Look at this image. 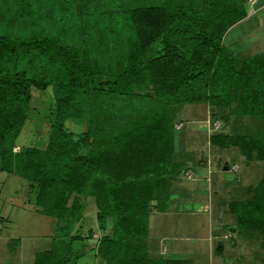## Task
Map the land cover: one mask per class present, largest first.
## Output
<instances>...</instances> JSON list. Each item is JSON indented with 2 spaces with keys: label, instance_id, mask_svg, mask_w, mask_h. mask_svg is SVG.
<instances>
[{
  "label": "trees",
  "instance_id": "obj_1",
  "mask_svg": "<svg viewBox=\"0 0 264 264\" xmlns=\"http://www.w3.org/2000/svg\"><path fill=\"white\" fill-rule=\"evenodd\" d=\"M206 1L118 8L117 0H101L81 8L77 0H0V171L29 182L38 213L66 221L32 264H72L74 245L87 247L93 231L81 236L85 204L75 196L67 205L77 193L93 199L101 231L111 222V234L93 247L104 264H188L153 254L148 240V216L165 209L170 176L186 173L169 159L182 128L174 127L176 114L186 104H205L213 127L227 122L224 110L236 102L241 120L264 117V108L251 110L264 93V55L237 61L222 43L246 17L244 0H234L236 8ZM18 23L29 32H16ZM33 87L51 88L53 122L43 148L15 153L8 146L28 119ZM68 119H87L89 127L74 138L64 127ZM209 142L264 161V139L254 132H216ZM229 207L235 229L260 234L264 250V175L249 198ZM19 242L7 245L10 255Z\"/></svg>",
  "mask_w": 264,
  "mask_h": 264
},
{
  "label": "rangeland",
  "instance_id": "obj_2",
  "mask_svg": "<svg viewBox=\"0 0 264 264\" xmlns=\"http://www.w3.org/2000/svg\"><path fill=\"white\" fill-rule=\"evenodd\" d=\"M77 1L81 8L87 7L90 2L92 4L101 2V0ZM134 1L141 3L146 0ZM134 1L117 0L116 6L123 8ZM204 1L206 0H197L202 4H205ZM263 1L244 0L243 10L246 17L232 30L229 28L222 38V43L234 53L237 61L257 54L264 55V11L256 13ZM223 6L236 8L237 1L228 0ZM5 14L0 12V24H2L1 18L6 17ZM8 27L11 30L10 23ZM13 29L21 34L29 32V26L22 23H18ZM256 80L257 83L260 82L259 78ZM263 108L264 93L258 95L251 105L252 113L255 114ZM236 109L238 108L235 102L230 109L224 110L228 115L227 122L218 119L216 122L219 128L216 131L212 129V125H208L213 115L207 105L186 104L175 116V124L182 122L183 125L176 131L175 142H179V146H176L172 160L171 157L169 159L171 163L185 167L187 172L190 171L188 168H191L193 176L189 179L185 174L171 175L168 182L170 187L167 189L169 198L165 203V209H162L164 211L153 210L148 216V240L154 250L163 244L168 249L167 253L164 255V248L159 249V252L166 257H171L172 253V258L186 259L189 261L188 264H263L264 262V250L260 248L262 242L260 234L247 230L237 231L235 218L225 213L226 208H230L231 202L250 197L253 187L264 175V161L249 160L237 148L221 150L211 146L209 142V136L216 132L228 135L250 131L258 135V138L264 139V117L257 115L241 120L237 117L238 110L235 113ZM53 118L54 98L51 88L39 90L33 87L28 119L15 143L8 147L15 153L26 147L43 148L47 140V127L53 122ZM64 127L74 138H77L88 129L89 124L87 119H68ZM210 127L212 130L208 131ZM88 150L85 148L82 153L87 154ZM235 167L237 171H231ZM75 196H79L86 207L81 236L88 238L89 229L93 234L87 240L85 249L74 245V249L78 250L76 254L78 257L72 259V264H104L101 257H94L93 247L98 246L97 243L104 235L111 234L109 229L111 222L107 221V230L101 231L96 222V207L93 199L77 193L68 199V206ZM37 211L38 207L34 204L29 182L0 171V264H32L36 253L50 248L56 227L66 226V221H59L55 217H48ZM225 228H231L232 239H230L231 233L225 232ZM223 231L227 240L219 237ZM213 237L215 239L218 237L216 243ZM14 239H19L20 242L15 246L17 253L10 255L7 245ZM234 243L236 245L233 247ZM215 244L223 247L224 252H215ZM226 252L232 253L227 256Z\"/></svg>",
  "mask_w": 264,
  "mask_h": 264
},
{
  "label": "crops",
  "instance_id": "obj_3",
  "mask_svg": "<svg viewBox=\"0 0 264 264\" xmlns=\"http://www.w3.org/2000/svg\"><path fill=\"white\" fill-rule=\"evenodd\" d=\"M259 11L262 13L263 11H264V1L263 2H261L260 3V7H259V10L256 12V13H259ZM235 26H237L236 24L234 25V26H232L231 27V29L230 30H232ZM228 34V33H227ZM226 38V37H225ZM200 105H205V104H200ZM188 170H190L191 171V168H188ZM225 213H229V214H231L230 212H229V210L226 208V211H225ZM232 215V214H231ZM233 216V215H232ZM234 218V217H233ZM234 223H235V221H234ZM226 231H228L229 233H231V238L230 239H232L233 237H232V230H230L229 228H225V232ZM216 233L217 234H219V231L218 230H216ZM219 237L221 238V239H228V238H225L224 237V231L222 232V234L221 235H219ZM213 239L215 240L214 242L216 243V240H218V237L215 239L214 237H213ZM152 242V241H151ZM233 243V242H232ZM152 245V244H151ZM211 245H213V243L211 244ZM236 245V243H234L233 244V247ZM162 248H164L165 250H164V255L167 253V248H165V246L162 244V245H160L158 248H157V250H154V248H153V246H152V253L153 254H160V252H159V249L161 250ZM224 248L223 247H219L217 244H215V252L217 251V253H223L224 252ZM17 252H16V250L14 251V253L13 254H16ZM216 253V254H217ZM227 253V256L228 255H230L232 252H226ZM171 255V257H172V253L170 254ZM21 259V258H20ZM18 262V261H17ZM16 264H19V263H16Z\"/></svg>",
  "mask_w": 264,
  "mask_h": 264
},
{
  "label": "built area",
  "instance_id": "obj_4",
  "mask_svg": "<svg viewBox=\"0 0 264 264\" xmlns=\"http://www.w3.org/2000/svg\"><path fill=\"white\" fill-rule=\"evenodd\" d=\"M216 123H217V122H216ZM181 126H182L181 123H179L178 125L175 124V128H176V129H179ZM218 128H219V124L217 123V125H216V124L214 123V124H213V130H216V129H218ZM231 171L236 172V171H237V167L231 169ZM185 176H186L187 178L190 179V178L193 176V172H192V171H189V172L186 171Z\"/></svg>",
  "mask_w": 264,
  "mask_h": 264
}]
</instances>
